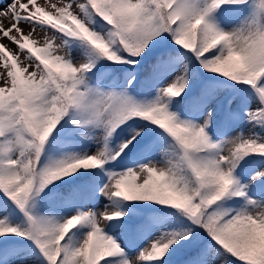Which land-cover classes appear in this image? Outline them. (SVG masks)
<instances>
[{
    "label": "snow or ice",
    "instance_id": "snow-or-ice-1",
    "mask_svg": "<svg viewBox=\"0 0 264 264\" xmlns=\"http://www.w3.org/2000/svg\"><path fill=\"white\" fill-rule=\"evenodd\" d=\"M0 264H264V0H0Z\"/></svg>",
    "mask_w": 264,
    "mask_h": 264
},
{
    "label": "rangeland",
    "instance_id": "rangeland-1",
    "mask_svg": "<svg viewBox=\"0 0 264 264\" xmlns=\"http://www.w3.org/2000/svg\"><path fill=\"white\" fill-rule=\"evenodd\" d=\"M22 27H24V29H25L26 32L28 31L27 25H22Z\"/></svg>",
    "mask_w": 264,
    "mask_h": 264
}]
</instances>
